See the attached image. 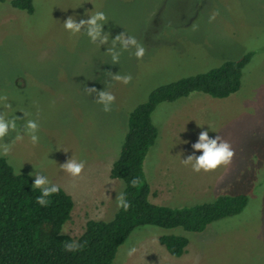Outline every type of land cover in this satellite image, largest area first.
<instances>
[{
    "label": "rangeland",
    "instance_id": "1",
    "mask_svg": "<svg viewBox=\"0 0 264 264\" xmlns=\"http://www.w3.org/2000/svg\"><path fill=\"white\" fill-rule=\"evenodd\" d=\"M13 1L0 0V113L21 119L16 131L0 139L10 147L0 158L33 181L34 174L46 176L49 185L72 196L62 233L74 238L88 220H111L119 209L125 184L111 177V169L131 111L159 86L252 53L236 93L215 98L194 91L161 102L152 113L158 138L144 161L151 202L185 207L246 194L245 208L200 232L138 226L111 264H264V0H33L31 13ZM95 11L106 14L107 45L63 27L68 17L79 22ZM123 32L134 36L145 54L137 59L134 49L121 52L115 65L107 49ZM115 74L132 79L124 84ZM86 87L112 93L111 111ZM29 119L39 125L36 144L22 132ZM205 130L209 138L229 143L234 156L197 173L183 159L202 155L193 145ZM18 134L22 140H16ZM70 158L84 162L78 177L61 167ZM159 167L167 171L171 188L152 187ZM171 234L188 239L187 256H172L159 241ZM132 247L136 252L128 256Z\"/></svg>",
    "mask_w": 264,
    "mask_h": 264
},
{
    "label": "trees",
    "instance_id": "2",
    "mask_svg": "<svg viewBox=\"0 0 264 264\" xmlns=\"http://www.w3.org/2000/svg\"><path fill=\"white\" fill-rule=\"evenodd\" d=\"M13 4L30 13L34 11L33 0H14ZM251 56L248 53L206 72L159 86L131 111L120 155L111 169V177L124 182L123 194L130 207L119 208L111 220H88L78 238L62 233L74 207L72 196L56 185L59 191L46 198V206L39 205L36 198L41 191L32 189V176L17 173L1 157L0 264H111L119 247L138 226L183 227L200 232L217 219L240 213L248 202L246 194L221 196L214 202L185 207L151 202L144 161L158 138L152 113L161 102L185 97L194 91L215 98L236 93ZM159 241L175 257L182 256L189 243L185 236L173 234L162 235ZM69 244L75 245L73 250H68Z\"/></svg>",
    "mask_w": 264,
    "mask_h": 264
},
{
    "label": "clouds",
    "instance_id": "3",
    "mask_svg": "<svg viewBox=\"0 0 264 264\" xmlns=\"http://www.w3.org/2000/svg\"><path fill=\"white\" fill-rule=\"evenodd\" d=\"M87 19H81L77 22L76 19H73L72 16L68 17L63 22V27L65 31L69 32L72 35L81 33L82 31L86 32L87 37L92 43H98L100 46L107 45L108 37L104 34L105 31L104 25L107 19L106 14L103 11H95L91 14H87ZM112 47L107 49L111 54L113 64L117 65L119 63L121 52L129 51L134 49L132 54L137 58H143L145 54V49L142 45L138 43L136 38L131 35H126L124 32L116 35L115 38H112ZM119 46V51L117 50ZM113 78L121 81L124 84H128L131 81V76L119 74L113 75ZM86 90L91 94L92 92L96 93V103L103 106L105 112L111 111V106L115 101V96L104 90H97L96 88H88ZM11 107V105H6ZM26 114L23 113V118ZM22 118V119H23ZM21 119L15 114L8 118L4 114L0 113V139L4 138L9 134L10 131L17 130V120ZM39 125L35 120H26L22 125V132L25 135L30 136L33 144L38 143L39 137L36 134L38 131ZM23 135L18 134L16 140H22ZM195 151H202V155L195 156L194 154L188 156L187 159H183L185 164H190L194 172H209L217 169L221 165H226L231 162L234 151L232 150L229 143L222 141L220 137L216 136L215 138H209L208 131H202L199 135L198 142L193 145ZM0 155H7L10 147L8 145H0ZM63 171L70 174L73 177H78L84 169L83 161H76L70 158L66 163L61 165ZM35 179L32 183V189H40L41 195L36 198V202L41 206H46L48 201L47 197L57 193L59 188L56 185H49V181L46 176L41 174H34ZM135 184V181L132 182ZM117 206L127 210L130 207L128 200L125 195L121 193L117 197ZM75 245L69 244L67 246L68 250H73ZM136 252V248L132 247L128 250L127 255L132 256Z\"/></svg>",
    "mask_w": 264,
    "mask_h": 264
},
{
    "label": "crops",
    "instance_id": "4",
    "mask_svg": "<svg viewBox=\"0 0 264 264\" xmlns=\"http://www.w3.org/2000/svg\"><path fill=\"white\" fill-rule=\"evenodd\" d=\"M155 174H156V176H155V184H154V186H152L153 188H166L167 189V188H171L172 187V185L167 184L168 180H167V171L166 170L162 171L161 168L159 167L156 170ZM179 180H181V179H179ZM153 194L155 195L156 191H153ZM152 202L156 203V204H160V205L162 204V203H159V202H156V201H152ZM187 247H188V245L186 246V250L183 253V255L180 256L181 258L187 256V254H188ZM167 256H169L168 258H171L170 255H167ZM180 257H177V258H180Z\"/></svg>",
    "mask_w": 264,
    "mask_h": 264
}]
</instances>
